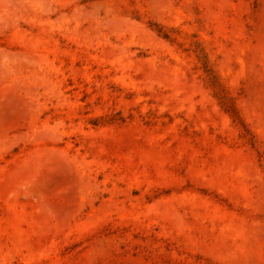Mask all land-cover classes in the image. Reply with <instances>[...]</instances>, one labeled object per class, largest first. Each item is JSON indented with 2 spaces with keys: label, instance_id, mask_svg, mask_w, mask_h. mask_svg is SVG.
I'll use <instances>...</instances> for the list:
<instances>
[{
  "label": "rangeland",
  "instance_id": "rangeland-1",
  "mask_svg": "<svg viewBox=\"0 0 264 264\" xmlns=\"http://www.w3.org/2000/svg\"><path fill=\"white\" fill-rule=\"evenodd\" d=\"M0 264H264V0H0Z\"/></svg>",
  "mask_w": 264,
  "mask_h": 264
}]
</instances>
